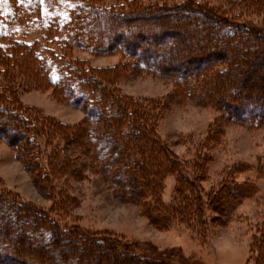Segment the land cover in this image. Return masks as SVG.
Instances as JSON below:
<instances>
[{
    "label": "trees",
    "instance_id": "16d2710c",
    "mask_svg": "<svg viewBox=\"0 0 264 264\" xmlns=\"http://www.w3.org/2000/svg\"><path fill=\"white\" fill-rule=\"evenodd\" d=\"M7 1L19 20L39 12V0ZM253 5L264 14V0H255ZM224 15L222 8L197 0L179 4L169 0L167 5L161 0H78L64 17L48 26L44 44L24 37L11 38L0 47L1 138L17 150L39 183L48 181L49 175L39 176L48 166L52 171L73 169L68 175L80 173L77 155L70 151L59 154L54 137L60 138L66 146L80 150L83 168L96 169L101 177L110 179L118 193L153 216L155 224L163 228L173 221L189 225L195 216L202 225L199 206L193 209L197 199L190 201L181 194L183 189L196 187L193 181L179 183L178 199L163 204L161 175L167 170L162 165L175 170L177 160L156 131L153 111L116 95L107 71L92 67L76 50L95 56L119 52L134 58V67L152 75L177 72L180 75L174 79L185 97L213 100L232 119L256 128L264 124V76L254 77L251 83L249 77L264 65V49L259 50L258 45L262 36L246 23H227ZM134 19L138 21L133 24ZM178 23L184 26H175ZM149 24H153V33L146 35L144 28ZM191 41L194 49H190L194 47L189 45ZM250 52L258 57L251 56L249 61ZM223 56L229 58L228 67L210 75L205 65ZM200 72L206 77L200 78ZM19 75L36 87L53 89L74 107L84 108L87 122L67 126L47 116L32 120L20 113L15 101ZM43 155H50L45 165ZM43 188L51 190L47 184ZM239 192L237 187L224 185L214 202L218 207L227 198L237 202ZM151 253L152 257L140 254L127 243L107 236L96 238L78 227L61 229L45 213L0 194V264H177L165 253ZM171 254L190 263L178 252Z\"/></svg>",
    "mask_w": 264,
    "mask_h": 264
},
{
    "label": "rangeland",
    "instance_id": "374dc122",
    "mask_svg": "<svg viewBox=\"0 0 264 264\" xmlns=\"http://www.w3.org/2000/svg\"><path fill=\"white\" fill-rule=\"evenodd\" d=\"M77 1L39 0L38 14L19 20L12 13L10 2L0 0V47L11 38L24 37L44 44L48 26L64 17ZM147 1L142 0V3ZM197 1L211 8H222L227 23H246L245 26L256 29L262 36L258 41L259 50L264 49V14L261 7L254 9L255 0ZM161 2L167 5L169 0ZM176 2L179 4L183 0ZM137 21L134 19L132 23ZM152 25L144 28L146 35L153 33ZM175 26L182 28L184 25L178 23ZM191 44L194 47L190 48ZM189 45L188 48H195L193 41ZM76 54L89 60L95 69L107 71L113 79L111 87L116 95L123 96L125 102L132 99L145 110L153 111L157 117L156 131L165 148L177 160V172L170 170L169 165L161 164L163 171L167 170L161 175L163 204L169 205L178 199L179 183L193 181L196 187L191 191L183 189L181 194L190 201L197 199L193 201V209L199 206L203 224L199 226L195 216L189 225L173 221L163 228L155 224L153 216H147L141 206L126 200L110 179L101 177L96 169L83 168V162L79 160L82 156L80 150L66 146L56 137L59 154L70 151L78 156L76 169L80 175H68L73 169L52 171L47 165L39 176L43 173L49 175L48 181L39 183L37 174L27 170L17 150L0 136L2 198L14 197L45 213L61 229L78 227L96 238L117 239L149 257H152V250H157L177 264H184L183 260L171 252L180 253L189 264H264V124L249 128L228 116L227 111L213 100L185 97L174 79L177 72L152 75L134 67V58L119 52L95 56L78 49ZM251 56L258 57V53L250 52L249 61ZM228 61L229 58L223 56L220 61H212V65L204 68L211 75L220 69L225 70ZM173 68L176 70L178 66L175 64ZM114 69L117 72H113ZM258 69L250 72V83L256 76L260 79L264 76V65ZM206 75L198 74L200 78ZM19 76L21 85L15 101L20 113L32 120L47 116L67 126L87 122L84 108L74 107L68 100L63 101L53 89L42 85L36 87L30 79ZM6 92L4 95L10 96ZM49 157L42 156L44 165ZM178 172L182 173L181 176ZM44 184L51 190L43 188ZM224 185L237 187L242 193L237 202L227 198L222 207H218L214 201Z\"/></svg>",
    "mask_w": 264,
    "mask_h": 264
}]
</instances>
